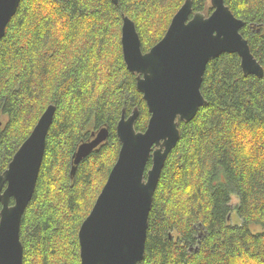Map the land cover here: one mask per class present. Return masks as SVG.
Wrapping results in <instances>:
<instances>
[{
  "label": "trees",
  "instance_id": "1",
  "mask_svg": "<svg viewBox=\"0 0 264 264\" xmlns=\"http://www.w3.org/2000/svg\"><path fill=\"white\" fill-rule=\"evenodd\" d=\"M225 1L264 67V0ZM184 2L21 1L0 39V171L45 109L57 107L21 221L23 264H82L79 229L118 159L122 113L138 109L137 131L151 116L124 60L123 14L147 52ZM199 11L210 15V0H193ZM201 91L207 103L179 122L138 264H264V76L245 74L239 54L225 53L208 63ZM103 127L108 139L72 173L79 145ZM233 197L237 223L230 221Z\"/></svg>",
  "mask_w": 264,
  "mask_h": 264
},
{
  "label": "water",
  "instance_id": "2",
  "mask_svg": "<svg viewBox=\"0 0 264 264\" xmlns=\"http://www.w3.org/2000/svg\"><path fill=\"white\" fill-rule=\"evenodd\" d=\"M21 1L0 0V39ZM210 3L214 10L206 15L193 13V0H185L164 37L147 52L135 21L123 14L124 60L128 70L138 74L137 88L151 116L147 128L137 131L138 109L129 116L122 113L118 159L79 229L82 264H138L144 259L154 194L168 155L180 139V120L191 121L207 103L201 85L210 60L238 53L245 74L264 76V67L241 33L245 22L225 0ZM56 109L55 104L45 109L8 167L0 171V264H23L21 221L35 192ZM108 137L109 130L103 127L82 142L72 173ZM151 152L153 166L146 176Z\"/></svg>",
  "mask_w": 264,
  "mask_h": 264
},
{
  "label": "rangeland",
  "instance_id": "3",
  "mask_svg": "<svg viewBox=\"0 0 264 264\" xmlns=\"http://www.w3.org/2000/svg\"><path fill=\"white\" fill-rule=\"evenodd\" d=\"M213 7V6H212ZM213 10H214V8H213ZM128 16V15H127ZM132 19V18H131ZM134 21V20H133ZM172 21V20H171ZM171 23V22H170ZM122 26H123V24H122ZM164 37V36H163ZM121 44H122V30H121ZM238 54V53H237ZM240 56V55H239ZM215 59V58H214ZM211 61V60H210ZM4 119H5V117H4ZM119 137V136H118ZM119 139H120V137H119ZM120 141H121V139H120ZM121 145H122V143H121ZM116 163V162H115ZM108 179V178H107ZM237 203H238V200H237V198L236 197H233V200H232V207H233V212H232V218H230V221H231V223H237V222H239V219H238V216H237V213H236V211H235V206L237 205ZM93 208V207H92ZM90 214V213H89ZM258 229H260V228H258ZM81 256V255H80Z\"/></svg>",
  "mask_w": 264,
  "mask_h": 264
},
{
  "label": "bare ground",
  "instance_id": "4",
  "mask_svg": "<svg viewBox=\"0 0 264 264\" xmlns=\"http://www.w3.org/2000/svg\"><path fill=\"white\" fill-rule=\"evenodd\" d=\"M235 16H236V15H235ZM132 20H133V19H132ZM248 43H249V41H248ZM249 45H250V44H249ZM194 118H195V117H194ZM194 118H193V119H194ZM2 123H3V121H2ZM0 126H1V125H0ZM100 145H101V144H100ZM100 145H99V146H100ZM99 146H98V147H99ZM98 147H97V148H98ZM172 150H173V149H172ZM91 153H92V152H91ZM150 160H152V166H153V152H151V157H150V159L148 160V162H149ZM148 162H147V165H148ZM152 166H151V168H152ZM151 168H149V169L147 170V174H148V171H149ZM32 198H33V197H32ZM29 203H30V202H29ZM28 205H29V204H28ZM28 205H27V207H28Z\"/></svg>",
  "mask_w": 264,
  "mask_h": 264
},
{
  "label": "flooded vegetation",
  "instance_id": "5",
  "mask_svg": "<svg viewBox=\"0 0 264 264\" xmlns=\"http://www.w3.org/2000/svg\"><path fill=\"white\" fill-rule=\"evenodd\" d=\"M95 132H97V131H95Z\"/></svg>",
  "mask_w": 264,
  "mask_h": 264
}]
</instances>
